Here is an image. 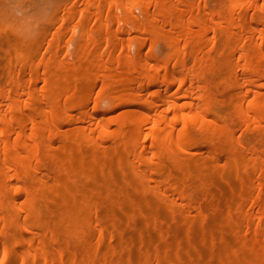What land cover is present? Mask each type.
I'll return each instance as SVG.
<instances>
[{"label":"bare ground","instance_id":"obj_1","mask_svg":"<svg viewBox=\"0 0 264 264\" xmlns=\"http://www.w3.org/2000/svg\"><path fill=\"white\" fill-rule=\"evenodd\" d=\"M50 1L0 0V264H264V0Z\"/></svg>","mask_w":264,"mask_h":264},{"label":"rangeland","instance_id":"obj_2","mask_svg":"<svg viewBox=\"0 0 264 264\" xmlns=\"http://www.w3.org/2000/svg\"><path fill=\"white\" fill-rule=\"evenodd\" d=\"M50 2H51V1H50ZM56 2H57V0L54 1V3H56ZM51 3H53V0H52ZM50 9H51V8H50ZM50 9H49V10H50ZM26 11H27V10H25V12H26ZM49 12H51V10L48 11V13H49ZM23 13H24V12H23ZM23 13H22V14H23ZM23 15H24V14H23ZM25 15H27V13H26ZM28 15H29V13H28ZM40 23H41V24H40ZM42 24H45V23H44L43 21H42V22L40 21V22H38V24H36V26H37V28H38V30H37V28H36V31H39V30L41 31L42 29H44V28H42V27H45L46 24L43 25V26H42ZM40 25H41L42 27H41ZM39 26L41 27V29H40ZM46 27H47V26H46ZM67 28L70 29V28H69V25L67 26ZM67 36H68V35H67ZM67 36L64 37V39H63L64 41H65V39L67 38ZM68 37H69V36H68ZM3 39H4V38L1 39V37H0V40H3ZM4 40H5V39H4ZM63 40H62V43H61V47L63 46L62 48H64V44H65V42H64ZM66 40H67V39H66ZM2 43H3V44H2ZM2 43H1L2 45H0V59H3V57H4V50H5V44H4L3 41H2ZM63 43H64V44H63ZM62 44H63V45H62ZM69 47H71V45H69ZM69 47H68V48H69ZM65 48H66V47H65ZM65 48H64V49H65ZM71 48H72V47H71ZM71 48H70V49H71ZM64 49H63L62 52H61L62 54H64L63 52H65ZM71 50H72V49H71ZM71 50H70V51H71ZM222 181H223V180H222ZM217 182H218V183H217ZM217 182H216V183L219 184V185H221L222 183L224 184V182H220L219 180H217ZM222 186H223V185H222ZM206 214H207V216H208V215L210 216L211 212L209 211V212H207ZM194 221H196V220H194ZM199 221H200V220H198V222H199ZM198 222H197V223H198ZM200 223H201V222H200ZM200 223H198V225H200ZM180 225H182V224H180ZM180 225H178V226L180 227ZM198 225H196V226H198ZM182 226H183V225H182ZM182 226H181V227H182ZM184 226H185V225H184ZM184 226H183V228H184ZM210 226H211V225H210ZM181 229H182V228H181ZM205 230H206V229H205Z\"/></svg>","mask_w":264,"mask_h":264}]
</instances>
